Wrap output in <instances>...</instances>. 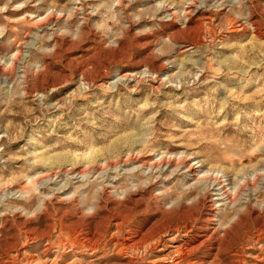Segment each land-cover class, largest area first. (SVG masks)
<instances>
[{
	"label": "rangeland",
	"instance_id": "374dc122",
	"mask_svg": "<svg viewBox=\"0 0 264 264\" xmlns=\"http://www.w3.org/2000/svg\"><path fill=\"white\" fill-rule=\"evenodd\" d=\"M189 261L264 264V0H0V264Z\"/></svg>",
	"mask_w": 264,
	"mask_h": 264
},
{
	"label": "bare ground",
	"instance_id": "6f19581e",
	"mask_svg": "<svg viewBox=\"0 0 264 264\" xmlns=\"http://www.w3.org/2000/svg\"><path fill=\"white\" fill-rule=\"evenodd\" d=\"M212 207V206H211ZM208 208V207H207ZM211 213H207V217L211 218ZM195 216V215H194ZM205 216V217H206ZM213 216V215H212ZM203 218V217H202ZM201 219V218H200ZM211 220H215L214 218H211ZM210 220V221H211ZM207 221H202L201 223L198 221L197 218L194 219V223L193 221H189L185 227L188 231L192 230V229H196V228H201L203 229V232L201 234L198 233V235H195L191 238V240L189 241V245L191 247L192 250L195 251H200V249H202L204 246L207 245V242L211 240V235H210V228L208 227V223H206ZM178 228V227H177ZM152 241V240H151ZM163 242V241H162ZM158 245V244H156ZM159 246V245H158ZM189 247V248H190ZM216 249H213V246L209 247V249L207 250V254H211L215 251ZM184 258H186L184 256ZM191 260V259H190ZM195 261V260H194ZM189 261L190 264H196Z\"/></svg>",
	"mask_w": 264,
	"mask_h": 264
}]
</instances>
